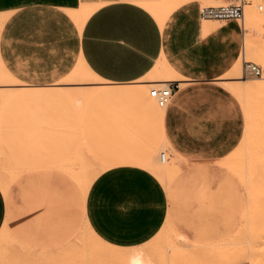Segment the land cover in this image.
I'll return each instance as SVG.
<instances>
[{"label": "crops", "instance_id": "obj_1", "mask_svg": "<svg viewBox=\"0 0 264 264\" xmlns=\"http://www.w3.org/2000/svg\"><path fill=\"white\" fill-rule=\"evenodd\" d=\"M225 1L0 0V66L38 87L86 70L109 82L99 97L110 105L141 93L133 87L134 96L114 103L102 95L111 85L132 87L166 71L178 87L162 113V140L189 164V176H219L215 165L232 154L244 132L243 106L221 81L240 59L244 31L234 20L201 19L200 8ZM161 7H175L163 22ZM150 108L144 110L151 114ZM117 147L110 151H126ZM40 166L0 185V233L23 246L50 249L87 225L106 245L132 248L171 220L166 187L137 162L110 166L88 183L82 166Z\"/></svg>", "mask_w": 264, "mask_h": 264}, {"label": "rangeland", "instance_id": "obj_2", "mask_svg": "<svg viewBox=\"0 0 264 264\" xmlns=\"http://www.w3.org/2000/svg\"><path fill=\"white\" fill-rule=\"evenodd\" d=\"M231 2L244 3L243 50L221 81L240 100L245 124L232 154L215 165L219 176H189V164L162 140L159 124L164 107L158 106L149 90L174 78L166 71L150 73L132 87L111 85L102 95L114 103L116 98L134 96L133 87L141 93L140 99L110 105L99 97L100 88L109 82L86 70L70 72L53 86L38 87L18 82L0 66L3 188L35 166H82L87 176L82 182L88 183L110 166L133 161L162 181L171 212V220L149 241L132 248L106 245L87 225L50 249L23 246L2 231L0 264H254L259 258V264H264V9H258L264 0L213 4ZM174 8H157L160 22ZM245 62L258 64L262 76L247 75ZM146 106L151 114L144 110ZM125 132L132 135H117ZM99 133L105 136L100 138ZM115 143L126 151H110ZM163 152L164 163L159 160ZM121 158L127 159L118 162Z\"/></svg>", "mask_w": 264, "mask_h": 264}, {"label": "built area", "instance_id": "obj_3", "mask_svg": "<svg viewBox=\"0 0 264 264\" xmlns=\"http://www.w3.org/2000/svg\"><path fill=\"white\" fill-rule=\"evenodd\" d=\"M259 10H263L264 6L259 5ZM245 17L244 3H227L219 5H204L200 8V18L203 20L213 19L220 21L234 20L239 22L243 28ZM244 72L247 75L259 77L262 76L263 69L254 62L244 63ZM177 84L173 82L165 83L162 87H153L150 89V96L154 98L158 106L165 107L171 100L174 91L177 89ZM161 159L164 161V154H161Z\"/></svg>", "mask_w": 264, "mask_h": 264}, {"label": "bare ground", "instance_id": "obj_4", "mask_svg": "<svg viewBox=\"0 0 264 264\" xmlns=\"http://www.w3.org/2000/svg\"><path fill=\"white\" fill-rule=\"evenodd\" d=\"M164 3V2H163ZM159 5V4H158ZM157 5V6H158ZM161 9H162V7H161ZM159 10H160V8H159ZM162 10H164V9H162ZM158 11V10H157ZM245 18V17H244ZM165 84V83H164ZM156 85V84H155ZM158 85V84H157ZM159 85H161V84H159ZM253 85V84H252ZM256 87V86H255ZM257 87H258V85H257ZM263 87V86H262ZM261 90H263V89H261ZM154 99V98H153ZM163 154H164V161H162V159H161V155H159V160H160V162H162V163H164L165 161H166V153L165 152H163ZM96 236V235H95ZM100 240V239H99ZM260 256V255H259ZM258 259V258H257ZM256 259V260H257ZM259 260H261L260 258H259ZM256 261L254 264H259V263H261L260 261Z\"/></svg>", "mask_w": 264, "mask_h": 264}]
</instances>
